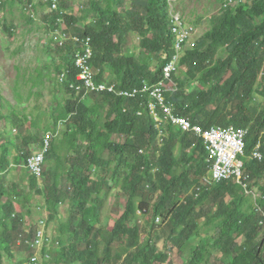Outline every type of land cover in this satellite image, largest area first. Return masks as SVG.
Returning a JSON list of instances; mask_svg holds the SVG:
<instances>
[{
  "label": "trees",
  "instance_id": "trees-1",
  "mask_svg": "<svg viewBox=\"0 0 264 264\" xmlns=\"http://www.w3.org/2000/svg\"><path fill=\"white\" fill-rule=\"evenodd\" d=\"M18 1L26 16L28 9L23 0H6L0 9L15 7ZM28 1L29 6L34 4V0ZM62 2L60 11L45 17L52 30L59 27L60 13L71 9L67 0ZM126 3L87 0L78 15L64 17L71 34L91 37L95 82L115 84L119 91L132 92L141 90L145 81L155 84L162 79L174 54L175 39L167 0H133L131 8ZM40 6L45 9L51 3L42 0ZM29 19L34 21L32 16ZM5 27L14 38L16 25ZM132 34L141 37L139 53L127 52ZM223 48L228 52L226 59L218 57ZM75 50L72 43L64 48L57 46L56 73L60 76L68 68L71 72L68 83L62 85L66 97L53 115V130L47 128L46 132L56 135L61 125L63 135L49 144L46 163L50 169L42 185L36 177H30V193L22 190L15 194L7 183L13 163L2 141L7 147L10 143L15 146L5 138V131L10 125L18 129L20 125L12 118L16 111L12 116L5 115V98L0 93V123L6 124L0 132V264H4L5 256L13 264H110L112 259L118 264H174L167 254L172 249L170 244L178 246L180 264H212L213 256L214 263L219 264L229 252L233 264H264V241L253 215L254 206L241 186L219 183L204 187L199 196L188 195L202 176L208 175L203 142L165 123L166 137L160 149L148 99L141 96L94 93L87 99L91 104L80 103L79 96L69 88L78 75ZM181 62L184 73L175 78L181 91L167 95L175 105V113L204 129H249L248 156L260 144L264 154V0L225 4ZM107 72L113 78L106 79ZM198 81L207 88L193 87ZM38 134L22 142L27 147L22 165L32 157V144L43 148L44 141ZM142 150L145 154L140 153ZM246 172L253 185L264 183V162L247 161ZM120 184L125 211L108 231L102 224L101 210L110 192ZM155 197L157 201L152 205ZM180 198H186V202ZM15 202L27 216L16 213ZM62 205H68L70 216L68 223H59V234L53 240L60 247H45L40 253L43 259L49 254L52 259L40 263L33 261L34 256L19 257L13 237L20 233L32 239L37 231L30 219L37 210L48 208L52 224L58 221ZM139 211L150 215L149 236L143 242L136 221ZM158 218L166 223L168 232L163 249L152 236ZM29 224L32 233L25 231ZM240 239L244 240L241 245L237 244ZM101 244H106L103 253Z\"/></svg>",
  "mask_w": 264,
  "mask_h": 264
},
{
  "label": "rangeland",
  "instance_id": "rangeland-1",
  "mask_svg": "<svg viewBox=\"0 0 264 264\" xmlns=\"http://www.w3.org/2000/svg\"><path fill=\"white\" fill-rule=\"evenodd\" d=\"M6 0H1L0 7L4 5ZM26 2V8L28 9L25 23L22 22V6L21 1L17 2L15 10L10 12L8 8L0 9V93L5 98V115H14L13 112L16 111L17 115L12 118L19 122L20 128L18 129L15 125H10L5 131V138L12 141L15 146L4 144L2 141L3 149L8 148L10 151V159L13 164L23 163V155L27 151L26 145L22 142L27 140L28 137L37 135L40 140L45 141L47 137L46 129L49 128L50 131L53 130V115H55V110L58 103L66 97V92L61 86L60 80L58 79V73H56L55 67L59 62L58 55L56 53L57 45L51 36H48L50 32V23L46 22V16L51 14L50 7L42 9L40 5L42 0H34V4L29 6L28 0H23ZM48 3V0H44ZM63 0H59V5ZM68 5L71 7L70 11L65 12V15H78L79 11L86 5L87 0H67ZM130 1V0H129ZM229 0H181L179 8L182 12L185 21L195 30L193 38L189 44L190 48H193L196 41L202 37L211 26V18L217 15ZM131 2V1H130ZM129 2L131 8V4ZM241 2H235L233 5H237ZM245 3H251V0H246ZM38 9L36 11V6ZM10 8V7H9ZM12 8V7H11ZM17 8V9H16ZM9 14V20L5 19L4 12ZM3 13V15H2ZM32 16L34 20V25L27 22L29 17ZM14 19L22 22V27L18 29L16 35L18 38H12L5 25L13 26ZM59 19L57 24H60ZM91 20H89L90 22ZM66 22V21H65ZM64 22V24H66ZM60 26V25H59ZM80 27V26H79ZM31 31L29 36L25 34ZM133 35V34H132ZM131 35V36H132ZM17 41V42H16ZM140 37L138 35H133L130 44L128 46L127 52L139 53L141 50ZM219 58L226 59L228 57V52L226 49H222L219 54ZM178 73L181 75L184 73V68H180ZM106 79L113 78V75L107 72L105 74ZM193 87L197 89H206L207 85L201 81L195 83ZM86 104H91V101L85 99ZM27 119V120H26ZM33 123H36L34 126ZM5 123H0V132L5 130ZM58 128L59 136L56 140L62 138L63 128ZM5 145V146H4ZM33 153L32 156H36L39 153V144H32ZM0 150V155H1ZM69 167L68 165L66 166ZM50 169L49 165H45V170L48 172ZM127 174L130 171L128 167L126 169ZM22 169L13 168V171L9 172L8 183L17 191L29 192L30 189V178L27 173H21ZM26 172V171H25ZM121 184L117 189H115L103 210L101 211L103 224L108 231H110L116 221L121 218L125 211L126 199L124 197V192L121 191ZM104 191L102 192V194ZM104 195V194H103ZM120 196V198H118ZM181 202H185L186 198H180ZM157 201V197L153 198L152 205ZM139 204V201L137 200ZM18 213L23 214L22 208L17 207ZM65 215L68 212V208L63 209ZM25 214V213H24ZM41 212L37 213L33 218V222L38 223L41 217ZM136 221L141 228V242L149 236L150 228V215L137 214ZM55 226V225H54ZM53 226V227H54ZM32 229L26 226L25 231L29 233ZM26 231V232H27ZM34 232V231H33ZM52 235L56 233V227L51 230ZM54 236V235H53ZM152 236L155 237L154 243L159 245V248H165L168 241V232L165 225L157 224L152 232ZM34 236H32L33 238ZM27 240L25 235L16 234L13 237V242L18 245L17 255L23 256L24 258L33 256V251L29 248L26 250ZM171 250L167 251V254L174 264H180L181 257L178 252V246L176 244L168 245ZM58 246H55L57 248ZM105 245L101 246V251ZM119 247V246H118ZM26 250V251H24ZM13 261L8 257H4V264H13ZM111 264H118L115 259H112ZM167 264V263H163Z\"/></svg>",
  "mask_w": 264,
  "mask_h": 264
},
{
  "label": "built area",
  "instance_id": "built-area-1",
  "mask_svg": "<svg viewBox=\"0 0 264 264\" xmlns=\"http://www.w3.org/2000/svg\"><path fill=\"white\" fill-rule=\"evenodd\" d=\"M180 1L181 0H167L168 11L171 17V30L175 37V55L173 56L172 62L164 70L163 81L153 87L146 86L143 92L149 93V95L157 101L156 105H159L162 108L167 120H170L174 125L179 126L183 131L196 132L199 136L205 139L211 158L215 159L217 162L215 163L216 180L223 181L225 179H230L234 175L241 178V168L235 170V166L239 155H242L245 151L247 132L235 131L232 128L228 130L212 129L204 132L201 128L193 127L188 120L176 117L173 114V109L165 104L164 94L166 92H175L177 89V85L173 81V75L178 71L185 47H187L193 34V29L186 23L184 16L179 9ZM237 1L243 2L244 0H230L232 4ZM48 2L51 3L50 11L52 13L60 11L59 0H48ZM64 14L65 12L60 13V28L51 31V33H48V36L52 37L57 46L66 47L68 42H71L76 47L74 67L75 70L78 71V75L76 76L75 83L69 84L70 90L81 95L82 99L93 92H111L119 97H134L139 92L136 89L132 92H118L115 85L109 86L94 81L96 72L91 66V60L94 53L91 37L86 36L80 38L78 36L70 35L66 24H64ZM70 72V69H68V72L61 76L62 83L65 84L68 82ZM156 105H151V113L156 121L160 122ZM49 139L50 136H47L46 147L43 153L47 151ZM44 163L45 158L42 154L37 158L31 159L28 163V168L32 170L34 174L41 176Z\"/></svg>",
  "mask_w": 264,
  "mask_h": 264
},
{
  "label": "clouds",
  "instance_id": "clouds-1",
  "mask_svg": "<svg viewBox=\"0 0 264 264\" xmlns=\"http://www.w3.org/2000/svg\"><path fill=\"white\" fill-rule=\"evenodd\" d=\"M245 1L246 0H244L243 2H241V3H245ZM181 2V1H180ZM240 4V3H239ZM225 5V4H224ZM223 5V6H224ZM231 5H233L231 2H230V0L226 3V6H231ZM238 5V4H237ZM180 9V8H179ZM54 13V12H53ZM182 13V12H181ZM170 14V13H169ZM65 14L63 15V19L66 21V19H65ZM59 18H60V16H59ZM171 18V17H170ZM185 19V18H184ZM59 22V21H58ZM66 23V26H67V28H68V24H67V22H65ZM187 23V22H186ZM188 24V23H187ZM60 25V24H59ZM189 25V24H188ZM190 26V25H189ZM191 27V26H190ZM58 28H60V26L58 27ZM57 28V29H58ZM192 28V27H191ZM193 29V28H192ZM56 30V29H55ZM51 31H54V30H50V32ZM194 32H195V30L193 29L192 30V33L194 34ZM68 33L70 34V35H72V36H76V35H73V34H71L70 32H69V28H68ZM193 34H192V36H193ZM174 35V34H173ZM79 37V36H78ZM174 37V36H173ZM192 38L193 37H191V39H190V41H189V43H188V45H187V47H185V50H184V53H183V56H182V58H181V60H180V63H179V68H178V71H179V69L180 68H183L182 67V65H181V61H182V59L186 56V54H187V52L188 51H190V50H192L193 48H194V46H193V48H191V49H189L190 48V46H189V44H190V42H191V40H192ZM174 39H175V37H174ZM71 42H68V44H70ZM68 44H67V46H68ZM73 44V43H72ZM75 46V45H74ZM58 47H60V46H58ZM62 48H64V47H62ZM76 48V47H75ZM76 51V50H75ZM93 55H94V53H93ZM175 55V44H174V54H173V56ZM173 56H172V59H173ZM172 59H171V61H170V63L172 62ZM169 63V64H170ZM168 64V65H169ZM167 65V66H168ZM91 66H92V64H91ZM166 66V67H167ZM165 67V68H166ZM165 68H164V70H165ZM69 69V68H68ZM68 69L66 70V72H68ZM164 70H163V77H162V79L160 80V81H158L157 83H155V84H149V82H147V81H145L144 83H143V88L140 90V89H136V90H138L139 92L134 96V97H132V98H136L137 96H141L142 98H146V99H148V105H147V107H148V110H149V112H150V114H151V116H152V118H153V120L155 121V123H156V128H157V131H158V138H157V141H158V146L160 147V149L163 147V145H164V142H165V137H166V132H165V126H164V124L165 123H170L173 127H175V129L176 130H179V131H181V132H183V133H186V134H189V135H193V136H195V137H197L199 140H201L202 142H203V144H204V147H205V150H206V152H207V157H208V159H207V165H208V175H206V176H202V178H201V180L198 182L199 184L198 185H196V186H194V188L189 192V194L188 195H191L192 193H197V196H199L200 195V192L203 190V188L204 187H211V186H213V185H215V184H222V183H225V182H233V183H236L237 185H239V186H241L242 188H243V190L245 191V195L248 197V198H250V200H251V203L253 204V206H254V210H253V215H254V217L257 219V226H258V228H259V230H260V234H261V240H263L264 241V208L262 207V204H264V183H261V184H259V185H253L252 183H250V177L247 175V172H246V165H247V161H249V160H254V161H258V162H260V163H262V162H264V154H263V152H262V144H260L259 146H258V148L257 149H255L254 151H253V153H252V155L251 156H248V153H247V150H248V144H247V140H248V137H249V135H250V132H249V129H236L235 127H233V126H229V127H220V126H218V127H213V128H210V129H204L202 126H200V125H194L188 118H186V117H183V116H178L176 113H175V105L174 104H172V103H170L169 102V98L167 99V95H175V94H177V93H179L180 91H181V89H180V85H179V83L178 82H176V80H175V78L177 77V76H179L180 74L178 73V71L173 75V81L175 82V84L177 85V89H176V91L175 92H166L165 94H164V97H165V104L167 105V106H169V107H171L172 109H173V114L176 116V117H178V118H183V119H186V120H188L189 122H190V124L193 126V127H198V128H201L204 132H207V131H210V130H212V129H223V130H228V129H234L235 131H245V132H247V134H246V139H245V145H246V148H245V151H244V153L241 155H239V157H238V160H237V162H236V166H235V170L236 169H239V168H241V172H242V177L241 178H239L238 176H236V175H234V176H232L230 179H225V180H223V181H218V180H216V178H215V167H216V164L215 163H217L216 162V160L215 159H212L211 158V155H210V152L208 151V149H207V144H206V142H205V139L203 138V137H201V136H199L196 132H185V131H183L179 126H176V125H174L170 120H167L166 118H165V114L163 113V110H162V108L159 106V105H156L157 104V101L153 98V97H151L150 95H149V93H145V92H143V90H144V88L146 87V86H148V87H153V86H155V85H157V84H159L161 81H163V79H164ZM95 71V70H94ZM65 72V73H66ZM96 72V71H95ZM65 73H63V74H65ZM62 74V75H63ZM62 75H60L59 76V80H60V83H61V86L62 85H65V84H67L68 82H66L65 84L64 83H62L61 82V76ZM96 80V79H95ZM94 80V81H95ZM101 84H107V85H109V86H111V85H115V84H109V83H107V82H102ZM115 88H116V90H117V87H116V85H115ZM135 90V89H134ZM71 91V90H70ZM118 92H121V91H123V90H117ZM73 92V91H72ZM131 92V91H130ZM74 93V92H73ZM94 93H96V92H93V93H90L89 95H87L84 99H82V97H81V95H78V94H76L77 96H79V102L80 103H84V101H85V99L87 100L88 98H89V96L91 95V94H94ZM99 93H103V92H99ZM109 93H111V92H109ZM115 96H117L115 93H113ZM117 97H119V96H117ZM156 105V109H157V112H158V114H159V117H160V122H157L156 121V119H155V117L152 115V113H151V105ZM139 115H141V113L139 112ZM61 126V125H60ZM57 136H59V133L58 134H56ZM55 134H53V132H49L48 134H47V136H50V139H49V141H48V146H47V151L45 152V153H43L44 152V150H45V147H46V140L44 141V146H43V148L41 149V150H39V153L36 155V156H32L31 158H29V160L27 161V163L26 164H12L11 165V167H10V171L12 172L13 171V168H20V169H22V171H21V173H27V175H29V178L31 177V176H33V177H36L39 181H40V183H41V185H42V181H43V179H44V176H45V173H46V170H45V165H47V163H46V156H47V154H48V152H49V150H48V148H49V144L51 143V141L53 140V139H56L57 138V136H56ZM46 139H47V137H46ZM141 154H145V151L144 150H142L141 152H140ZM43 154V156H44V158H45V163H44V165H43V173H42V175L41 176H38V175H36V174H34L33 173V171L32 170H30L29 168H28V163H29V161L31 160V159H34V158H37V157H39L40 155H42ZM26 171V172H25ZM158 170L156 169L155 171H153L154 173H156ZM143 175V174H142ZM140 177H141V175H140ZM7 183H8V181H7ZM9 184V183H8ZM30 186H31V184H30ZM120 188H121V186H120ZM116 189V188H115ZM31 187H30V189H29V192L28 193H30L31 192ZM15 192V191H14ZM113 192V191H112ZM112 192H110V194H109V196H108V199L110 198V195L112 194ZM18 193V191L17 192H15V194H17ZM101 194H102V192H101ZM103 194H105V191H104V193ZM105 196L106 195H104V197H103V199L105 198ZM94 197V196H93ZM107 199V200H108ZM16 200V199H15ZM186 202V201H185ZM106 203H107V201H106ZM106 205V204H105ZM17 207H20L21 208V206L17 203V202H15V208H16V213H18V210H17ZM65 207H67L68 208V205H62L60 208H59V219H58V221L57 222H55V223H52L51 224V214H50V211L48 210V208L47 209H45V207H41L39 210H37V213L39 214V212H41V217H40V220H39V222L38 223H35V222H33V218L35 217H33L32 219H30V221L32 222V224H35V226H36V231H37V233L34 235V237L32 238V240L31 241H27V244L29 245V249H31L34 253H33V261H35V260H38V261H40V263H43L44 262V259L46 260V261H50L51 259H52V257H51V255L49 254L47 257H44V259L42 258V256L40 255V253L43 251V249L45 248V247H47V248H50L51 250H52V248H54V249H58L59 247H60V243H58V244H55L54 243V238H55V236H57L58 234H59V223H63V224H65V223H68V218H69V212H67V214L65 215V213L63 212V209L65 208ZM105 207V206H104ZM23 210V209H22ZM102 210H103V208H102ZM101 210V211H102ZM25 213V214H24ZM24 213H23V215H25V216H27V213L24 211ZM18 214H20V213H18ZM137 214H141V215H143V213L142 212H138ZM101 215V214H100ZM123 215V214H122ZM120 219V218H119ZM101 221H102V224H103V220H102V215H101ZM157 224H161V225H165L166 226V223L165 224H163V219H160V218H158L157 220H156V225ZM55 225V226H54ZM27 226V225H26ZM54 226V227H53ZM114 226V225H113ZM28 227H31L30 226V224L28 225ZM56 227V233L55 234H53L52 235V233H51V230L52 229H54ZM113 228V227H112ZM112 230V229H111ZM28 232V231H27ZM29 233V232H28ZM31 233V232H30ZM33 236V235H32ZM54 240V241H53ZM243 239H240L238 242H237V244H239V245H241L242 243H243ZM54 243V244H53ZM27 245V246H28ZM103 244H101L100 245V253H103L104 252V249L106 248V244H104L105 245V247L103 248V250L101 251V246H102ZM55 246H58L57 248H55ZM170 261H173V260H171L170 259ZM211 263L212 264H215L214 262V256L211 258ZM174 263V262H173ZM218 263L219 264H233V255H232V253L231 252H229L228 254H224L222 257H221V259L218 261ZM111 264V263H110Z\"/></svg>",
  "mask_w": 264,
  "mask_h": 264
},
{
  "label": "crops",
  "instance_id": "crops-1",
  "mask_svg": "<svg viewBox=\"0 0 264 264\" xmlns=\"http://www.w3.org/2000/svg\"><path fill=\"white\" fill-rule=\"evenodd\" d=\"M131 1V2H130ZM127 0V3H126V6L127 7H130V5H129V2H130V4H131V6H132V2H133V0ZM13 8H15V7H10V8H8L7 9V11L8 10H11L10 12H12L13 10H15V9H13ZM13 9V10H12ZM17 9V8H16ZM10 14V13H9ZM9 14L5 11L4 12V15H3V13H2V15L5 17V19L8 21L9 20ZM22 22H24L25 23V19H26V17H24L23 16V14H22ZM89 20H91V19H89ZM89 20L87 21V22H89ZM29 21V23H32V25H34V21L33 22H31L30 21V19L29 20H27V22ZM22 22L21 21H18L17 19H14V23H11V24H13V25H16V29L14 28V31L16 32L18 29H20V26L22 27L23 25H22ZM6 26V25H5ZM1 28V27H0ZM1 29H3V27L1 28ZM30 33H31V31L30 30H28V32L25 34L26 36H29L30 35ZM15 35H16V33H15ZM133 35H138V34H133ZM133 35L131 36V39H132V37H133ZM139 37H140V35H138ZM15 37H17L18 38V35H16ZM14 37V38H15ZM140 40H141V37H140ZM17 42V41H16Z\"/></svg>",
  "mask_w": 264,
  "mask_h": 264
}]
</instances>
